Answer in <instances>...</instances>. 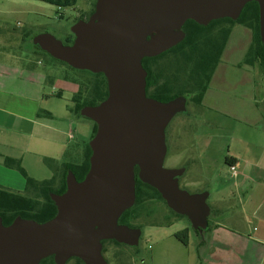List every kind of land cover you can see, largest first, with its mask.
<instances>
[{"label": "water", "instance_id": "95a60500", "mask_svg": "<svg viewBox=\"0 0 264 264\" xmlns=\"http://www.w3.org/2000/svg\"><path fill=\"white\" fill-rule=\"evenodd\" d=\"M252 2L259 4L264 43V0H97L91 19L72 27L73 44L49 33L34 36V45L52 58L79 71L104 74L109 95L80 112L98 126L89 142L91 166L82 181L69 171L67 190L50 194L56 216L45 223L18 216L9 226L0 217V264H41L50 257L56 264L72 259L109 264L103 241L139 246L141 229L119 223L137 201L136 168L139 179L195 231L208 229L209 192L182 189L185 169L165 167L166 130L178 114H187L188 99L148 97L143 60L180 44L189 20L202 26L226 18L237 21Z\"/></svg>", "mask_w": 264, "mask_h": 264}, {"label": "rangeland", "instance_id": "374dc122", "mask_svg": "<svg viewBox=\"0 0 264 264\" xmlns=\"http://www.w3.org/2000/svg\"><path fill=\"white\" fill-rule=\"evenodd\" d=\"M77 1L75 7L61 8L40 0H0V30L2 34L0 37V64L11 68L8 71L11 75V86L7 88L6 93L0 95V126L6 128L5 130L0 129V153L10 151L15 142L16 117L14 115L31 116L34 119L40 115V121L45 122L47 127L51 128V131L46 132H63L66 127L73 129L76 136L68 144L70 148L68 159H72L74 162L83 160L84 147L91 141L89 139L92 135L94 122L74 114L72 110L75 104L72 100L81 86L92 80V76L89 72L75 71L54 61L35 48L33 43L34 36L43 33L52 34L63 42L67 36L71 37L72 27L77 23V12L85 4V0ZM239 26H236V33H244L242 27ZM5 29H9L10 32L13 30L12 34L5 32ZM14 30H17V33ZM234 37L231 38L227 46L228 53L226 52L223 58V66L242 57L248 49L250 41L248 37L241 44H236L237 39ZM233 51L236 57H233L234 53L231 54ZM32 66L37 69L39 74L46 75L48 82H43L41 86L34 85L32 82L27 83V77L31 76L29 68ZM71 82L76 84L75 93ZM60 92L62 95L59 97L57 94ZM44 94L47 96L41 100L40 97ZM187 110V114H178L166 130L168 153L165 167L185 169L186 172L180 178L181 188L191 194H198L202 187L187 186V182L203 181L205 176L202 173L203 161L198 156L205 152L206 144L211 142L213 132H223V129L217 131L211 121L207 123L205 119L199 118L198 115L201 113L211 120L214 114L210 109L205 108L198 113L196 105L188 102ZM45 111H51L54 117H44L46 116ZM222 122L227 126L230 124L227 121ZM227 126L225 132L228 131ZM22 130L29 132L31 127L24 125ZM30 149L31 151L24 154L28 168H25L22 161L18 160L21 166L25 171L28 169L30 178L39 179L44 171L46 174L43 177L49 179L53 175V171L46 159L34 155L33 152L37 150L33 146ZM20 153L26 152L23 149ZM66 158L64 156L61 162L69 161ZM1 160L0 156V162ZM37 163L43 171L41 168L35 167ZM61 164L59 163V165ZM0 176L11 181L15 189L26 187V179L18 170L8 171L0 167ZM210 187L212 191L206 192L215 191V184H210ZM146 205L148 210L145 207L141 211V217L132 224L142 231L139 246L117 247L114 244H107V252L104 256L109 264H119V259L116 257L118 255H123L121 258L126 259V264H165L167 262L182 264V260L187 259L193 249H197L200 237L193 230L190 233L191 249L175 237L177 232L185 228L192 229L187 218L172 216L168 207L159 200ZM167 219H172L175 223L170 227L158 229V226H162L161 224L168 221ZM176 244H179L177 246L180 247H176ZM68 264L80 263L72 260Z\"/></svg>", "mask_w": 264, "mask_h": 264}, {"label": "crops", "instance_id": "0c3cea01", "mask_svg": "<svg viewBox=\"0 0 264 264\" xmlns=\"http://www.w3.org/2000/svg\"><path fill=\"white\" fill-rule=\"evenodd\" d=\"M236 26L228 44L234 36L237 39L236 44H241L248 37L250 39L248 49L242 57L223 66L226 47L202 104L196 106L198 113L205 108L210 109L214 114L211 120L201 113L198 115L199 118L205 119L207 123L211 121L217 131L223 129V132H213L214 135L211 142L208 141L209 144H206L205 152L198 156L203 161L202 173L205 175L203 181L187 182V186H201L199 193L208 190L211 192L210 184H215L216 189L209 193L211 227L208 232L202 234L205 243L202 246L197 243V249H193L188 258L182 260V264H264V70L259 66L242 65L251 47L253 33L250 28L240 25L244 33L237 34ZM5 32L10 30L5 29ZM12 32L13 30L10 34ZM14 32L17 33V30ZM1 35L0 30V37ZM234 55L235 53L233 57H236ZM10 69L5 64H0V95L6 93L7 88L11 86V75L8 72ZM29 69L31 76L27 77V83L32 82L41 86L43 82H48L46 75L39 74L35 67ZM71 83L75 93L76 84ZM60 94L62 95V92ZM45 96L47 95H41V100ZM45 115L46 118L54 117L51 111H45ZM14 116L15 142L10 151L0 153L2 157L0 167L3 169L15 171L5 166L6 158L21 160L24 167L28 168L25 155L31 151V146L37 150L32 151L34 155L44 160L52 159L58 164H79L83 161L74 162L68 159L70 155L68 144L76 136L72 128L66 127L63 132H46L51 131V128L40 121V115H37L36 119L31 116ZM219 118L221 119L218 120ZM222 121L230 124L227 126ZM24 125L31 127V131L22 130ZM0 129L6 128L0 126ZM92 135L89 140L92 139ZM23 149L26 153H20ZM64 156L69 161L61 162ZM232 165L237 167V177L231 174ZM35 167L41 168L39 163ZM26 170L30 175L28 169ZM41 170L43 171L42 168ZM45 174L43 171L42 177L34 179L49 180L54 176V171L49 179L43 177ZM0 185L11 192L26 194V187L15 189L12 182L2 176ZM170 226H158V229ZM191 244L190 241L189 249ZM177 245L179 244H176V247H180Z\"/></svg>", "mask_w": 264, "mask_h": 264}, {"label": "trees", "instance_id": "16d2710c", "mask_svg": "<svg viewBox=\"0 0 264 264\" xmlns=\"http://www.w3.org/2000/svg\"><path fill=\"white\" fill-rule=\"evenodd\" d=\"M40 1L61 8L75 7L78 2L77 0ZM236 25H244L250 28L253 33L251 47L242 65L259 66L264 70V43H262L260 36L259 4L252 2L245 7L237 21L226 18L213 21L208 26H202L193 20H189L184 26L186 38L180 44L160 56L144 59L143 66L148 73V97L161 102H169L179 96H184L188 99V102H192L196 106L201 105ZM72 38L73 36L69 37V41L67 40L64 43L66 45L72 44ZM35 48L52 58L37 46ZM52 59L75 71H79L66 63L54 58ZM89 73L92 76V80L89 83L83 84L72 100L75 104L72 111L79 117H81L80 112L83 108L96 106L106 100L109 95L108 83L104 74ZM57 96L60 97L61 94L59 93ZM97 130L98 126L94 122L92 139L96 135ZM91 156L92 150L89 143H87L83 161L79 164L63 163L59 165L55 160L46 159L47 164L54 171V176L45 181H37L30 178L18 160L6 158L4 161L5 166L18 170L26 179V194L11 192L0 185V217L3 218L4 225H11L18 216L24 219L35 220L38 223H45L53 219L58 210L50 194H62L67 190L66 180L69 171H72L79 181L84 180L90 170ZM138 173L139 168H136V204L132 209L126 211L119 220L120 224L132 228H135L132 224L141 217V211L145 207L148 210L146 204L159 200L167 206L161 194L155 188L143 183L139 179ZM168 209L172 216L186 218L175 213L169 207ZM167 220L166 223L161 225L170 226L174 222L172 219ZM210 227L209 220V227L205 232H208ZM191 230L200 237L199 246H202L205 243L203 235L193 228H185L177 232L175 237L183 245L188 246L191 241ZM107 244H114L117 247H128L116 241H103V254L107 252ZM121 256H116L119 259V264H126V259H122ZM74 260L80 264H84L80 259ZM41 264H55V262L53 257H50L43 260Z\"/></svg>", "mask_w": 264, "mask_h": 264}, {"label": "flooded vegetation", "instance_id": "af4514ba", "mask_svg": "<svg viewBox=\"0 0 264 264\" xmlns=\"http://www.w3.org/2000/svg\"><path fill=\"white\" fill-rule=\"evenodd\" d=\"M96 5H97V0H85V4L83 5V7H81L78 12H77V23L79 21H89L92 17V15L95 13L96 11ZM184 30V27H183ZM71 36H73V42L75 40V35L73 33H71ZM69 37L67 36V39L64 40V42H66L67 40L69 41ZM73 44V43H72ZM54 259V258H53ZM74 260V259H72ZM69 260L67 262V264L72 261ZM55 262V260H54ZM56 264V263H55Z\"/></svg>", "mask_w": 264, "mask_h": 264}, {"label": "built area", "instance_id": "2783aa9c", "mask_svg": "<svg viewBox=\"0 0 264 264\" xmlns=\"http://www.w3.org/2000/svg\"><path fill=\"white\" fill-rule=\"evenodd\" d=\"M230 170H231V174L233 177L238 176V170H237V167L235 165L230 166Z\"/></svg>", "mask_w": 264, "mask_h": 264}]
</instances>
